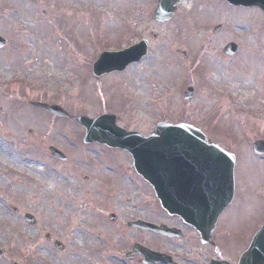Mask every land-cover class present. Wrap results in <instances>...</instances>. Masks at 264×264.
Segmentation results:
<instances>
[{
    "label": "rangeland",
    "instance_id": "1",
    "mask_svg": "<svg viewBox=\"0 0 264 264\" xmlns=\"http://www.w3.org/2000/svg\"><path fill=\"white\" fill-rule=\"evenodd\" d=\"M157 3L0 0V36L7 40L0 49V264H137L125 257L135 243L173 250L177 258L226 255L224 248L216 253L203 247L162 209L149 183L134 170L127 173L126 152L85 144L82 126L32 106L33 101L60 105L71 116L114 114L119 126L144 135L161 121L195 125L236 155L239 200L222 219L231 223L219 229L226 240L236 234L235 253L264 219V156L253 151L254 142L264 139V13L230 9L221 0H188L171 21L160 23ZM218 24L221 32L214 31ZM141 38L150 44L144 59L124 72L93 74L103 51ZM229 42L239 45L237 56L218 52ZM191 85L195 91L187 101ZM50 146L71 160L54 159ZM110 158L127 174L128 191H122L125 178L115 168L95 176L108 169ZM50 172L54 176L44 182ZM120 188L123 202L117 205L111 199ZM112 213L117 222L110 221ZM27 214L35 216V225ZM136 219L182 228L184 237L127 229Z\"/></svg>",
    "mask_w": 264,
    "mask_h": 264
},
{
    "label": "water",
    "instance_id": "2",
    "mask_svg": "<svg viewBox=\"0 0 264 264\" xmlns=\"http://www.w3.org/2000/svg\"><path fill=\"white\" fill-rule=\"evenodd\" d=\"M229 1L257 5L264 10V0ZM174 5L171 0H161L157 17L169 18L175 12ZM4 44L5 40L0 37V47ZM145 52L144 42L121 52H105L94 65V72L100 76L105 72L123 70L130 62L140 59ZM36 105L53 114L69 116L59 106ZM75 120L86 128V142L98 141L127 149L134 156L137 171L154 186L163 207L194 225L202 232L205 240L210 237L219 215L234 194L235 160L232 155L208 144L201 131L186 124L162 123L149 137H143L138 132H129L117 126L114 115H101L97 119L83 116L76 117ZM254 146L258 153H264L263 140L257 141ZM54 153L59 155L57 150ZM134 224L160 229L169 235L176 233L166 226L158 228L143 221ZM146 256L148 262L166 261L161 255L156 259L154 253L146 252ZM240 264H264V227L251 248L243 255Z\"/></svg>",
    "mask_w": 264,
    "mask_h": 264
},
{
    "label": "flooded vegetation",
    "instance_id": "3",
    "mask_svg": "<svg viewBox=\"0 0 264 264\" xmlns=\"http://www.w3.org/2000/svg\"><path fill=\"white\" fill-rule=\"evenodd\" d=\"M261 211H262V214L261 215H263L264 214V209L262 208ZM183 227L186 230H190L194 234H196L195 235V240H199L200 241V236H199V234L197 233V231L194 228H192L191 226L186 225V224H184ZM127 229H139V228L129 227L128 226ZM183 232H184V230H183ZM213 235H214L213 236V242H211V244H205V245H203L201 243L203 245V247H206V245H208V246L213 247L215 249H219V247L221 249L222 247H224V244H229V249L226 250V256L227 257L225 258V257H223L221 255V257H219V258H215V260H217L219 262L228 261L231 264H237L239 258L237 259L236 257H233L232 256L235 253L234 249L232 248L234 246L235 242L232 239H230L229 242L226 241L224 243V241L226 239H225L223 233L222 232H218L217 229L214 230ZM252 239H253V235H252V238L250 240H252ZM231 240L233 241V244L232 245H230V241ZM250 242L251 241H249L248 244ZM170 253L171 254H174L176 252L175 251L173 252V250H172ZM176 256L178 257L179 255L176 254ZM141 259H142V256H140L138 254H136L133 258H130V259L129 258H126V260L129 261L130 263L137 262V264H141ZM177 260H178V263L179 264H209L211 262V258H177Z\"/></svg>",
    "mask_w": 264,
    "mask_h": 264
},
{
    "label": "bare ground",
    "instance_id": "4",
    "mask_svg": "<svg viewBox=\"0 0 264 264\" xmlns=\"http://www.w3.org/2000/svg\"><path fill=\"white\" fill-rule=\"evenodd\" d=\"M218 77V79H219V77H221V75H219L218 73L216 74V78ZM8 161L9 162H12V161H14V159H12V158H10V159H8ZM36 168H37V166L36 165H29L28 166V169L31 171V172H33V173H37L36 172ZM38 170L39 171H43V168H38ZM54 176V173L53 172H50V173H46L45 175H44V177H45V179L43 178V180H44V182H48L50 179H52V177ZM123 187H124V189H125V191H128L129 190V185H128V183H127V180L126 181H124L123 182ZM123 202V200L122 199H119V200H117L116 201V204H120V203H122ZM44 206L49 210L50 208H51V206H50V202L49 201H45L44 202ZM70 204H67V205H65V207L66 208H70ZM81 241V240H80ZM79 251V250H78ZM45 256H47L46 254H44ZM50 260V259H49Z\"/></svg>",
    "mask_w": 264,
    "mask_h": 264
}]
</instances>
